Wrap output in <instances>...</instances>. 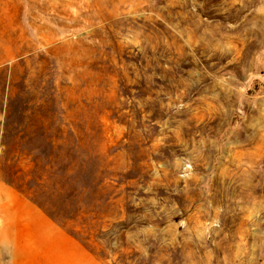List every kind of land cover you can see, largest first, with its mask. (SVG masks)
<instances>
[{
  "label": "rangeland",
  "instance_id": "obj_1",
  "mask_svg": "<svg viewBox=\"0 0 264 264\" xmlns=\"http://www.w3.org/2000/svg\"><path fill=\"white\" fill-rule=\"evenodd\" d=\"M3 97L22 264H264V0H0Z\"/></svg>",
  "mask_w": 264,
  "mask_h": 264
},
{
  "label": "crops",
  "instance_id": "obj_2",
  "mask_svg": "<svg viewBox=\"0 0 264 264\" xmlns=\"http://www.w3.org/2000/svg\"><path fill=\"white\" fill-rule=\"evenodd\" d=\"M7 112L5 98L0 101V153L7 150ZM0 218L5 231H10L11 242L0 235L3 249L14 258V264H22L21 248H40L42 253L58 257L60 239L74 248H83L58 227L40 208L24 194L0 180Z\"/></svg>",
  "mask_w": 264,
  "mask_h": 264
}]
</instances>
